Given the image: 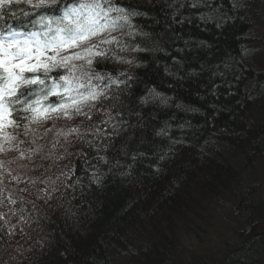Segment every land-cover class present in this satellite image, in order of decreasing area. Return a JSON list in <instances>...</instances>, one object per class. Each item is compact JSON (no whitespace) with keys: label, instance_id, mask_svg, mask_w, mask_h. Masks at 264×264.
I'll use <instances>...</instances> for the list:
<instances>
[{"label":"snow or ice","instance_id":"snow-or-ice-1","mask_svg":"<svg viewBox=\"0 0 264 264\" xmlns=\"http://www.w3.org/2000/svg\"><path fill=\"white\" fill-rule=\"evenodd\" d=\"M244 7L240 0H229L228 6L224 0H151L146 7L130 0H0V156H13L0 161V236L24 235L25 226L40 219L33 214L37 201L71 217L75 203L102 190L113 175H130L126 169L151 154L121 150L128 157L121 162L119 154L109 153L133 118L143 129L146 110H175L152 132L171 142L158 164L189 145V137L198 134L193 119L203 115L208 123L214 115L169 92L187 85L188 93L202 100L218 97L224 87L226 96L235 97L232 86L238 92L251 76L244 64L252 55L245 47L240 59L226 56L213 64L212 43L192 35L191 27L223 33ZM158 31L162 35L154 38ZM119 64L129 69L114 74ZM153 64L163 69L167 90L153 84L138 91L143 73L132 68ZM253 92H264V77H256L245 92L244 107L253 102ZM208 108L213 114L218 110L214 103ZM176 113L185 117L179 124L173 123ZM72 140L82 143L75 153L69 151ZM49 142L63 154L53 156ZM70 155L75 161L61 167ZM37 158L51 164H37ZM37 171L38 176L31 174ZM76 193L80 201L70 198Z\"/></svg>","mask_w":264,"mask_h":264},{"label":"trees","instance_id":"trees-1","mask_svg":"<svg viewBox=\"0 0 264 264\" xmlns=\"http://www.w3.org/2000/svg\"><path fill=\"white\" fill-rule=\"evenodd\" d=\"M130 2L146 7L151 0ZM224 3L228 6L229 0ZM240 4L247 7L242 8L232 26L223 33L215 28L200 31L195 25L191 27L192 35L212 43L213 64L226 56L240 59L239 50L245 47L251 49L252 55L244 64L251 76L239 85L238 92L235 85L232 86L235 97L226 96L224 87L219 89L218 97L209 95L202 100L189 94L187 85L183 91L169 92L180 101L199 106L209 116L214 115L208 123L203 115L193 119L198 134L189 137L190 146L177 148L172 157L158 164L159 154L167 150L171 142L154 138L152 132L175 110L160 113L146 110L142 130L133 118L130 127L125 125L126 135L116 142L109 155L119 154L121 162L128 159L121 150L129 155L140 151L151 155L131 164V168L126 169L131 171L127 177L113 175L95 195H87L83 201L79 193L71 195V199L80 201L75 203L71 217L63 216L55 206L37 201L33 214L40 219L27 225V234L0 236V264H17L21 260L27 264H93V261L117 264L119 259L129 264H164V251H171L175 240L164 238L160 232L162 225L169 228L173 223L183 222L188 214H202L205 200L228 192L231 184L242 183L240 176L244 168L252 165L257 155L264 156V151L258 150L264 140V92H253V102L244 107L245 92L256 77H264V0H240ZM161 35L158 31L154 38ZM245 38H250L251 43H244ZM109 68L112 70L113 66ZM128 69L127 64L116 65L114 74ZM132 71L143 73L138 91L153 84L159 86V90H167L168 81L162 68L157 69L153 64L148 68H132ZM235 71L239 75L242 70ZM207 79L205 73L201 82ZM209 103L217 107L215 114L208 108ZM157 115L159 120L154 121L152 118ZM176 115L178 119L173 123L179 124L185 117L181 113ZM81 146L79 141L71 152L75 153ZM75 159V155H70L63 162L68 164ZM153 166L159 171L154 172ZM27 199L32 200V197ZM251 199L252 196H247L244 204ZM255 205L256 208L250 210L251 215L262 217V232L252 234L255 224L249 220L250 229L244 232L243 241L234 249L238 256L235 260L240 263H257L264 255V202L257 201Z\"/></svg>","mask_w":264,"mask_h":264},{"label":"rangeland","instance_id":"rangeland-1","mask_svg":"<svg viewBox=\"0 0 264 264\" xmlns=\"http://www.w3.org/2000/svg\"><path fill=\"white\" fill-rule=\"evenodd\" d=\"M62 123L65 122L62 121ZM74 123L79 124L81 121L76 119ZM263 141L259 143L258 150L260 151H264ZM71 145L70 152L77 148L79 141L72 140ZM61 149H52L51 143L47 144V150H51L53 156L57 151L63 154V149L60 151ZM259 156L257 155V160L254 158L251 161L252 165L243 166L245 168L241 173L240 182L244 187L231 184L228 192H223L219 196L204 201L202 214H188L183 222L173 223L169 228L162 225L160 232L164 238L172 237L175 240L173 249L168 252L164 251V264H224L222 261L227 256L235 260L238 256L234 249L239 241H243L241 233L248 231L251 226H245L249 222L245 220L246 217L255 224L252 234L262 232V217H252L250 211L252 207L256 208L255 202H264V156ZM4 159L12 161L13 156L10 155L6 158L0 156V161ZM35 162L43 163L45 167L51 164L50 160L41 161L39 158ZM59 163L61 167L64 165L63 161ZM10 166L17 167L16 164ZM32 174L38 176L40 173L37 171ZM249 195L252 196L251 201L244 204L245 198ZM27 230L29 228L25 226L24 234H27ZM159 242L161 245L163 244L162 241ZM142 246L144 245L141 244ZM261 257L257 263L248 264H264V255ZM117 264L129 263L119 259ZM230 264L241 263L235 260Z\"/></svg>","mask_w":264,"mask_h":264},{"label":"flooded vegetation","instance_id":"flooded-vegetation-1","mask_svg":"<svg viewBox=\"0 0 264 264\" xmlns=\"http://www.w3.org/2000/svg\"><path fill=\"white\" fill-rule=\"evenodd\" d=\"M244 215H246V213H243ZM245 220H248L249 221V218L248 217H246V219ZM249 226V222L248 223H246V225L245 226ZM241 234H244V233H241ZM234 260L230 257V256H227V258H224L223 259V263L224 264H230V263H232ZM242 264V263H241ZM244 264H248V263H244Z\"/></svg>","mask_w":264,"mask_h":264},{"label":"bare ground","instance_id":"bare-ground-1","mask_svg":"<svg viewBox=\"0 0 264 264\" xmlns=\"http://www.w3.org/2000/svg\"><path fill=\"white\" fill-rule=\"evenodd\" d=\"M237 186H240L241 188L244 187V186H242L241 184H240V185H237Z\"/></svg>","mask_w":264,"mask_h":264}]
</instances>
